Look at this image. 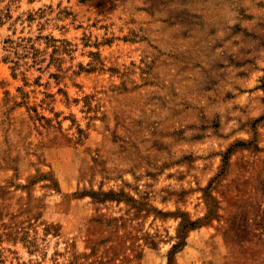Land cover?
<instances>
[{"label": "rangeland", "instance_id": "obj_1", "mask_svg": "<svg viewBox=\"0 0 264 264\" xmlns=\"http://www.w3.org/2000/svg\"><path fill=\"white\" fill-rule=\"evenodd\" d=\"M0 264H264V0H0Z\"/></svg>", "mask_w": 264, "mask_h": 264}]
</instances>
